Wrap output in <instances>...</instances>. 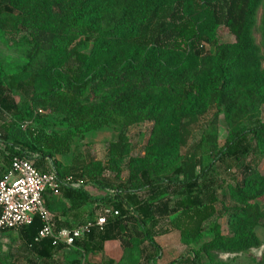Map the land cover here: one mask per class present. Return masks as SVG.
I'll list each match as a JSON object with an SVG mask.
<instances>
[{"label":"trees","instance_id":"trees-1","mask_svg":"<svg viewBox=\"0 0 264 264\" xmlns=\"http://www.w3.org/2000/svg\"><path fill=\"white\" fill-rule=\"evenodd\" d=\"M223 27L234 41L221 39ZM0 39L26 52L14 67L0 59V154L11 164L2 177L14 156L68 155L75 138L115 127L105 158L74 153L70 165L53 161L60 179L81 183L62 187L65 198L119 212L71 246L68 264H96L90 256L112 240L121 241L123 255L108 264H157L163 220L187 248L168 264H229L220 256L262 246L264 0H0ZM212 111L190 146L195 125ZM222 114L232 122L225 139ZM146 125L138 148L131 132ZM227 165L236 168L233 182L216 176ZM89 184L109 193L92 200ZM39 218L29 229L41 230ZM32 241L45 261L67 245ZM0 264L21 263L1 252Z\"/></svg>","mask_w":264,"mask_h":264},{"label":"rangeland","instance_id":"rangeland-1","mask_svg":"<svg viewBox=\"0 0 264 264\" xmlns=\"http://www.w3.org/2000/svg\"><path fill=\"white\" fill-rule=\"evenodd\" d=\"M262 16V10H260L258 15V25L260 24ZM221 39L223 41H234L235 37L233 34H231L227 28L223 27L220 31ZM255 37L259 44H261V34L259 29H256L255 31ZM85 51H89L90 48H84ZM26 52L23 48H17V47H11L9 46L5 41L0 39V59L3 61L5 67H14L19 64H22L25 61ZM258 111L261 114L262 119L264 120V105L260 106L258 108ZM214 111L210 112L208 115L202 117L200 123L198 125H195L194 127V133L193 136L190 139L189 145L190 146H196L197 143L201 140V134L203 130H206L208 125L210 124L211 120L214 117ZM52 121H58V118L56 116L51 117ZM3 123V118H0V125ZM219 131H220V138L225 139L229 132L228 129L232 126V122L229 117H227L225 114L220 115L219 117ZM55 128L57 129H63V127L57 125ZM149 126L146 125L143 128L135 127L133 128L131 132V137L134 141V143L137 144L138 148H140L142 145H144L147 142L148 139V131ZM142 130L144 135H138V132ZM116 135L115 127L114 126H107L103 128L102 130L98 131H92L87 133L84 137H77L75 138L73 142V152L63 156V161H61L64 165H70L72 163V159L74 156V153H81V157L83 159H103L105 158V143L106 141L110 140L113 136ZM253 158V155L250 154L249 157H246L242 164L244 165L245 162H248ZM232 167V168H231ZM239 170L242 169V165H237ZM262 169L264 170V162L261 164ZM233 166L227 165L225 166H219L217 167V174L221 180H229L230 182H233L235 179L232 174L235 175L233 172L234 168ZM230 169H233L232 172H229ZM128 175L127 170L124 172V176L126 177ZM88 189L95 195L98 194V191L93 187V185H88ZM105 193V192H103ZM222 228L224 233L229 232L228 224H227V217L221 219ZM168 221L163 220L160 229L159 234L157 236V242L159 243L161 247V254L157 258L158 264H168L172 260L179 258L181 255L185 254L187 252V248L183 243L181 242L180 233L178 231H171L168 229ZM170 230V231H169ZM257 234L260 237L262 241V246L260 248H254L247 254H239V255H221L220 259L223 261L229 262V264H259L261 261L262 255L264 253V227L259 226L257 227ZM206 238H209L207 236ZM21 246V245H20ZM20 246H17L15 243L13 248V251L17 253L18 255H21L23 257H27L28 251H23ZM0 251L3 253H9L11 251V246L9 243H4L3 241L0 243ZM120 254V249L119 253ZM118 254H106L103 255L100 254L98 256H93V260L96 262H103L106 258L112 256L114 259H118Z\"/></svg>","mask_w":264,"mask_h":264},{"label":"built area","instance_id":"built-area-1","mask_svg":"<svg viewBox=\"0 0 264 264\" xmlns=\"http://www.w3.org/2000/svg\"><path fill=\"white\" fill-rule=\"evenodd\" d=\"M36 162L37 156H14L11 171L0 178V230L31 225L35 217L39 216L43 227L35 239L37 242L50 237L55 244L73 245L78 239L84 238L93 227L102 230L107 223V217L119 213L104 207L96 222L90 220L75 228H58L56 215L45 204V193H58L64 186L80 187L81 183L74 182L73 176L60 179L54 167L44 170Z\"/></svg>","mask_w":264,"mask_h":264},{"label":"crops","instance_id":"crops-1","mask_svg":"<svg viewBox=\"0 0 264 264\" xmlns=\"http://www.w3.org/2000/svg\"><path fill=\"white\" fill-rule=\"evenodd\" d=\"M63 156L66 155L57 154L54 158L47 157L45 160H38L36 164L41 169L47 170L54 167V163H53L54 160L63 161ZM10 166L11 164L9 158L3 154H0V178L10 169ZM93 187L98 191L97 195L93 194L88 189V185L86 186V189L89 191V193L92 196V200L103 198L109 193L108 190H102L94 185ZM62 193H63L62 191L58 193L46 192L44 195L45 204L47 202V204L49 205V209L56 215V222L58 228H75L83 224L85 221H87L90 218L92 211H94L95 214L94 219H98L101 211L100 207L102 202H94L90 205L89 203L90 201H89L87 204H84L82 201L78 199H73V200L67 199L64 197ZM0 216H1V209H0ZM37 218H39V216H37ZM38 233L39 231L35 232L34 229H29L28 225L23 226L22 228L16 230L7 229L6 231L0 233V243L2 241L4 243H9L11 246L10 253H12L21 264H68V261H70L71 259L69 250L71 249L72 245L64 246L63 249L60 250L51 260L45 261V260L37 259L38 258L37 255L32 250V244H33L32 238L35 237L36 239ZM156 241H157V237H156ZM15 243L17 244V246L21 245L20 248L23 251L25 250L28 251L27 257L18 255L13 251L12 247L14 246ZM61 244H65V243H61ZM104 247H105L104 252L100 254L103 255L104 253L106 254L108 253L114 255V254H118L120 249V254H118L119 258L114 259L112 256H110L106 258L103 262H96L95 260H93V256H90V260L93 263L108 264V260L112 259L114 261H119V259L123 255L122 244L120 240L107 241L104 244ZM1 252L2 251H0V253Z\"/></svg>","mask_w":264,"mask_h":264}]
</instances>
